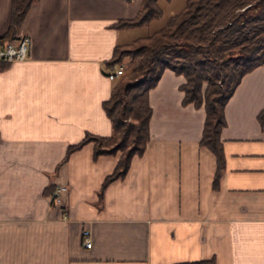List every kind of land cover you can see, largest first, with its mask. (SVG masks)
<instances>
[{"label":"crops","instance_id":"obj_1","mask_svg":"<svg viewBox=\"0 0 264 264\" xmlns=\"http://www.w3.org/2000/svg\"><path fill=\"white\" fill-rule=\"evenodd\" d=\"M142 0H37L22 33L25 59L0 68V264H264V64L226 104V164L201 145L204 106L183 102V74L150 90V140L125 177L99 191L119 160L94 157L87 133L111 135L108 60L136 29ZM12 0H0V36ZM136 38V37H135ZM65 186V188H62ZM60 188V195L53 191ZM85 229L93 244L84 243Z\"/></svg>","mask_w":264,"mask_h":264},{"label":"trees","instance_id":"obj_2","mask_svg":"<svg viewBox=\"0 0 264 264\" xmlns=\"http://www.w3.org/2000/svg\"><path fill=\"white\" fill-rule=\"evenodd\" d=\"M37 0H12L8 30L0 36V47L7 46L21 33L31 6ZM171 1V0H168ZM159 0H142L138 13L120 18L118 29L144 26L163 15ZM128 56L130 64L112 88L104 107L111 118L113 133H87L72 144L69 155L88 142L94 143V157L117 154L115 169L99 191L103 197L108 185L128 173L135 155H142L150 140L153 107L150 90L166 68L183 74V102L204 106L206 119L201 145L217 158L214 187H219L226 164L222 129L227 124L226 104L243 76L264 64V0H186L185 6L170 15L151 34L117 44L108 64L113 67ZM10 62L0 61V68ZM258 118L264 125V109ZM215 258L179 261L172 264H215Z\"/></svg>","mask_w":264,"mask_h":264},{"label":"built area","instance_id":"obj_3","mask_svg":"<svg viewBox=\"0 0 264 264\" xmlns=\"http://www.w3.org/2000/svg\"><path fill=\"white\" fill-rule=\"evenodd\" d=\"M31 49V38L30 36L21 33V35L10 42L5 47H0V61L13 62L14 60L25 59L29 56ZM125 73V66L121 63L115 64L108 70V76L112 80H117ZM62 188H65L63 186ZM60 195V188L53 191V196L58 197ZM84 233V243L91 247L93 240L91 237V230L85 229Z\"/></svg>","mask_w":264,"mask_h":264},{"label":"rangeland","instance_id":"obj_4","mask_svg":"<svg viewBox=\"0 0 264 264\" xmlns=\"http://www.w3.org/2000/svg\"><path fill=\"white\" fill-rule=\"evenodd\" d=\"M159 2L164 9L163 15L152 20L149 24L144 25L143 27L136 26V27H140V28L136 29V31L134 32L135 33V34H133L134 39H135V37L137 38L139 36L151 34L155 30L159 29L161 26L164 25V23L166 22L167 18L170 15L179 12L185 6L186 0H171V1L159 0ZM130 28H132V27H130ZM131 41H128V42H131ZM128 42H126V43H128ZM130 61L131 60L129 59V57L126 56V57H124L123 61L121 62V64H123L125 66V71L128 69ZM119 78L116 80V82L119 80Z\"/></svg>","mask_w":264,"mask_h":264}]
</instances>
